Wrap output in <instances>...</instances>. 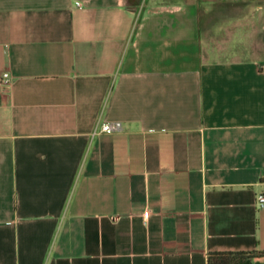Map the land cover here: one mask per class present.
<instances>
[{
    "label": "crops",
    "instance_id": "0c3cea01",
    "mask_svg": "<svg viewBox=\"0 0 264 264\" xmlns=\"http://www.w3.org/2000/svg\"><path fill=\"white\" fill-rule=\"evenodd\" d=\"M212 3L0 0V264L264 250V57L203 52Z\"/></svg>",
    "mask_w": 264,
    "mask_h": 264
},
{
    "label": "rangeland",
    "instance_id": "374dc122",
    "mask_svg": "<svg viewBox=\"0 0 264 264\" xmlns=\"http://www.w3.org/2000/svg\"><path fill=\"white\" fill-rule=\"evenodd\" d=\"M212 5L201 11L203 52L216 58L264 57V0H213Z\"/></svg>",
    "mask_w": 264,
    "mask_h": 264
},
{
    "label": "trees",
    "instance_id": "16d2710c",
    "mask_svg": "<svg viewBox=\"0 0 264 264\" xmlns=\"http://www.w3.org/2000/svg\"><path fill=\"white\" fill-rule=\"evenodd\" d=\"M264 256V250H214L209 252V264H254V259Z\"/></svg>",
    "mask_w": 264,
    "mask_h": 264
},
{
    "label": "built area",
    "instance_id": "2783aa9c",
    "mask_svg": "<svg viewBox=\"0 0 264 264\" xmlns=\"http://www.w3.org/2000/svg\"><path fill=\"white\" fill-rule=\"evenodd\" d=\"M11 81V74L8 70H2L0 72V86H7ZM123 127L122 122L119 120L114 121H106L103 122L95 132H114L121 130ZM264 184V179H263ZM256 203L259 207H264V187L263 189L257 194ZM150 210L147 209L144 212L145 216H148Z\"/></svg>",
    "mask_w": 264,
    "mask_h": 264
}]
</instances>
